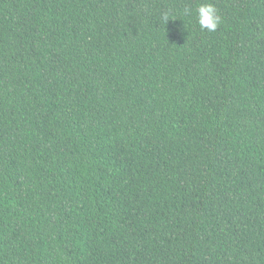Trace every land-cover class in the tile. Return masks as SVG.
Returning <instances> with one entry per match:
<instances>
[{
  "label": "trees",
  "instance_id": "trees-1",
  "mask_svg": "<svg viewBox=\"0 0 264 264\" xmlns=\"http://www.w3.org/2000/svg\"><path fill=\"white\" fill-rule=\"evenodd\" d=\"M0 264H264V0H0Z\"/></svg>",
  "mask_w": 264,
  "mask_h": 264
},
{
  "label": "clouds",
  "instance_id": "clouds-1",
  "mask_svg": "<svg viewBox=\"0 0 264 264\" xmlns=\"http://www.w3.org/2000/svg\"><path fill=\"white\" fill-rule=\"evenodd\" d=\"M184 15L190 16L191 9H185ZM196 17L199 28L202 31L207 32L217 31L222 20L221 16L218 13V9L214 4L210 2L199 4V6L196 8ZM170 18L171 17L169 13H163L161 15V21L165 24H167Z\"/></svg>",
  "mask_w": 264,
  "mask_h": 264
}]
</instances>
